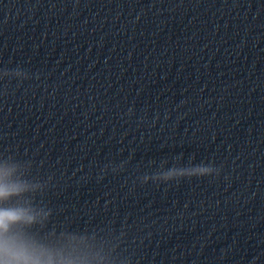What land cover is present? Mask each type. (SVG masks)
Returning <instances> with one entry per match:
<instances>
[{
    "label": "clouds",
    "instance_id": "9594fccd",
    "mask_svg": "<svg viewBox=\"0 0 264 264\" xmlns=\"http://www.w3.org/2000/svg\"><path fill=\"white\" fill-rule=\"evenodd\" d=\"M0 194H3V190L0 189ZM14 240L9 235V229H0V254H8L14 246ZM2 264H19V261L14 259H8L2 262Z\"/></svg>",
    "mask_w": 264,
    "mask_h": 264
}]
</instances>
